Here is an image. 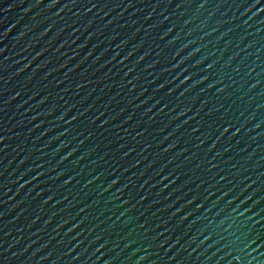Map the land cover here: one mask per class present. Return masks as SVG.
<instances>
[{"label":"water","instance_id":"95a60500","mask_svg":"<svg viewBox=\"0 0 264 264\" xmlns=\"http://www.w3.org/2000/svg\"><path fill=\"white\" fill-rule=\"evenodd\" d=\"M0 264H264V0H0Z\"/></svg>","mask_w":264,"mask_h":264}]
</instances>
